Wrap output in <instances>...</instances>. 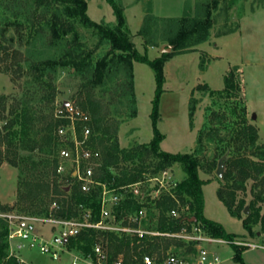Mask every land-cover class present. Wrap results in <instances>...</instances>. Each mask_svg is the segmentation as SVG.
<instances>
[{"label":"trees","instance_id":"trees-1","mask_svg":"<svg viewBox=\"0 0 264 264\" xmlns=\"http://www.w3.org/2000/svg\"><path fill=\"white\" fill-rule=\"evenodd\" d=\"M105 1L112 9L114 23H97L91 20L86 12L85 0H0L2 12L11 11V19H2L4 23L0 29V58L4 61L13 58L16 65L12 71L11 66H5L3 72L12 73L11 80L14 82L22 76L27 77L25 93L20 98H12L8 107L7 97L0 96V109L7 110V117L0 127V164L6 161L17 170L14 208L29 216H47L49 206L57 201L60 205L57 212L59 216L79 217L83 209H89L92 221L99 218L101 187L95 186L90 191L83 192L80 183L74 181L71 174L65 178L68 182L64 185L59 182L62 178L56 173L60 162L59 152L62 148H70V145L57 135L58 128L67 125V121L55 117L53 113L56 95L54 81L57 70L69 68L80 76L83 80L82 87L87 89L86 99L80 107L89 112L90 118L85 124L77 123L76 130L80 140L83 126L91 130L84 146L98 153V165L93 169L94 181L108 188L120 189L144 180V176L155 177L163 170L178 166L184 177L170 189L173 196L161 194L158 199L146 204L148 218L143 226L161 233H175L184 224L200 223L208 236L233 242L238 238L236 235L227 233L221 224L203 215L202 186L207 182L199 177L200 162L197 153H168L160 149L164 135L156 125L159 120V100L163 92V66L172 54L162 53L152 60L148 59L146 53L140 55L131 40L120 1ZM217 2L218 0H211L214 6ZM210 15L208 10L203 15L197 11L188 20L180 22V29L167 36L170 48L180 51L207 41L211 28ZM11 26L19 39L21 31H25V43H32V46L46 32L51 45H62V54L57 58L49 57L40 62L22 64L20 59L14 58L22 55L13 48L12 37L5 39L3 33L5 28ZM79 28L95 36L96 44L92 49L86 48ZM7 42L10 43V48ZM103 44L108 46L107 51L94 56L95 51ZM133 62L146 64L153 71L155 89L149 115L152 138L147 143L121 148L117 139V122L107 119L102 103L91 99L88 90L102 83L111 72L122 70L127 82L128 98L134 104ZM233 78L230 72L224 76L222 90H209L214 106L219 104L222 107V104L220 101L215 102L213 98L222 100L226 108L229 99H238L239 86ZM228 110L235 117V122L224 123L223 110L219 112L207 109L206 120L196 143L201 148L204 142H214L217 158L226 156L227 170L223 177L228 183L217 189L218 200L229 215L236 219H240L241 212L244 213L247 208L248 213L241 222L247 234L254 236V224L260 223L261 233L264 232V213L260 215L261 205H264V144L256 143V129L247 123L245 104L240 99ZM131 115L134 116L135 112ZM191 116L192 111L190 118ZM225 124H230V127ZM222 128H228V133L221 135ZM248 181L254 182L251 188L254 194L253 199L245 204L244 199L237 200L236 192L244 191ZM256 188L259 191L255 193ZM141 206L136 198L128 194L115 207L114 214L119 218L125 212L136 211ZM174 208L180 214L177 218L169 215V211ZM180 208L185 210L181 211ZM7 211L9 208L0 203V213ZM7 233V223L0 218V264H17L14 257H8ZM96 242L106 248L110 261L122 253L125 264H135L133 257L139 258L142 254L161 258L167 253L185 257L188 253L196 252L193 243L175 238L144 236L138 239L94 229L84 230L77 238L70 239L68 248L87 253ZM229 246L233 253L232 260L237 264H246L242 258L246 247L232 243Z\"/></svg>","mask_w":264,"mask_h":264},{"label":"rangeland","instance_id":"rangeland-1","mask_svg":"<svg viewBox=\"0 0 264 264\" xmlns=\"http://www.w3.org/2000/svg\"><path fill=\"white\" fill-rule=\"evenodd\" d=\"M85 1L86 12L91 20L97 23L115 22L112 9L105 0ZM119 1L124 8L126 24L134 47L140 55L146 53L151 60L162 54L160 52L162 46L170 47L167 36L180 29V22L188 20L197 11L202 15L206 10L210 11L211 28L207 41L185 50L178 51L170 48V51L166 52L172 56L163 66V92L159 100V120L156 125L160 133L164 135L160 149L168 153H197L196 156L200 162L199 177L207 182L202 186L203 215L221 224L227 233L236 235L238 238L235 240L244 241L250 245L245 248L246 252L242 253L244 262L264 264V232L261 233L260 223L252 226V231L256 235L249 236L241 222L247 214L241 212L240 219L233 218L218 200L217 189L228 183L223 177L227 170L226 159L220 177L216 175V169L219 161L226 156L217 158L214 142H204L201 148L196 143L198 133L206 120L207 109L219 112L223 110L224 123H232L236 120L228 109L234 107L236 101L240 99L245 104L247 123L256 129V143L264 144V0H218L215 6L211 0ZM2 10L0 6V29L4 23L2 19L5 17L11 19V11L4 13ZM78 30L86 48L92 49L96 44L95 36L82 28ZM238 30L240 35L237 34ZM3 33L5 39L12 37L13 48L22 55V57L14 58L20 59L24 65L40 62L49 57L57 58L63 52L61 44L49 43L46 32L42 34L41 40L40 38L36 40L33 46L32 43H25V31H21V39L18 38L12 26L5 28ZM7 44L10 48V43L7 42ZM107 49L106 44L101 45L94 56L104 54ZM13 61H15L13 58L7 61L0 58V96L7 97V107L12 98L22 97L27 81V77L22 76L14 82L11 80L12 73L3 72L5 66H11V71L15 68ZM230 72L234 76V82L238 83L239 97L229 99L228 108L223 106L222 100L213 98L215 102L220 101L222 104V107L219 104L214 106L212 98L209 97V90H222L224 76L229 75ZM132 80L134 104L128 98L127 82L122 70L111 72L105 76L102 83L88 90V96L91 99L102 103L107 119L117 122V139L121 148L137 143H147L152 138L149 115L155 89L153 71L146 64L133 62ZM82 83L80 76L69 68L57 70L54 81L56 89L53 103L54 114L57 106L67 103L90 118L89 112L80 107L87 96V89L82 87ZM133 111L134 116L131 115ZM5 117H7V110L0 109V127ZM225 125L230 127V124ZM228 131V128H222L220 134L225 135ZM63 166L64 170L58 174L59 178H62L59 182L66 185L68 181L65 178L71 174L72 164L70 161H65ZM168 171L176 181L184 177L183 171L178 166H173ZM144 177L148 178V176ZM253 184V181L246 182L245 190L236 192L237 200L244 199L245 204H248L253 199L254 192H251ZM146 185L152 187L153 183L145 184L143 190ZM254 191L256 193L259 189L256 188ZM16 195L17 170L3 161L0 164V203L9 208V211L5 213H20L14 208ZM263 213L264 205H261L260 215ZM36 229L41 230L38 225ZM204 247L211 254L210 260L217 256L218 264H226L225 261L232 254L231 247L226 244L213 243ZM20 253L29 264H70L71 260L70 257L62 255L59 261H53L40 255L35 248H23ZM185 257L190 264H195L197 252L188 253Z\"/></svg>","mask_w":264,"mask_h":264},{"label":"built area","instance_id":"built-area-1","mask_svg":"<svg viewBox=\"0 0 264 264\" xmlns=\"http://www.w3.org/2000/svg\"><path fill=\"white\" fill-rule=\"evenodd\" d=\"M55 117L67 121V125L58 128L57 135L70 145V148L60 150V162L56 173L61 174L64 170L63 163L70 161L72 164L71 177L80 183L81 191L88 192L95 186L101 187L99 218L97 221H92L89 209H83L79 217L59 216L57 212L60 205L57 201L51 203L47 216L37 217L14 212L0 213V218L5 220L8 227V257H14L17 264H28L20 256V250L23 248H35L40 255L53 261H59L62 255H66L71 259L70 264H125L122 253L117 254L110 261L108 251L99 242H96L87 253L70 250L68 248L69 240L77 238L82 231L88 229L113 232L129 238L163 236L193 243L197 252L195 264H216L218 262L217 256L210 260L211 254L206 251L204 245L213 243L230 245L232 243L238 246H250L244 241L229 242L212 238L205 234L200 223L184 224L175 233H161L145 228L143 223L147 222L148 218V210L145 205L158 199L161 194L173 196L170 189L176 186L177 181L171 177L168 169L161 171L155 177L145 178L120 189L108 188L104 184L97 183L93 179V169L98 165V153L84 146L90 129L87 126L82 127L81 140L78 138L76 130V124L87 123L89 117L71 104L57 106ZM149 183H153V186L146 185L143 190L144 185ZM128 194L136 198L142 206L136 211L125 212L117 218L114 209ZM180 209L181 211L185 210ZM169 215L176 218L180 216L176 208L170 210ZM37 225L41 230L36 229ZM133 261L135 264H190L186 257L170 253L161 258L156 255L142 254L139 258L134 256Z\"/></svg>","mask_w":264,"mask_h":264},{"label":"water","instance_id":"water-1","mask_svg":"<svg viewBox=\"0 0 264 264\" xmlns=\"http://www.w3.org/2000/svg\"><path fill=\"white\" fill-rule=\"evenodd\" d=\"M168 51H170V47L165 48L164 46H162V47L160 48V52H161V53H166V52H168ZM66 104H67V103H65V105H66ZM253 118H254V117H253ZM224 160H225V157H223V158L219 161V163H218V166H217V169H216V175H217L218 177H220V176L222 175V171H223V167H224ZM244 213H245V214L248 213V209H247V208H245Z\"/></svg>","mask_w":264,"mask_h":264},{"label":"crops","instance_id":"crops-1","mask_svg":"<svg viewBox=\"0 0 264 264\" xmlns=\"http://www.w3.org/2000/svg\"><path fill=\"white\" fill-rule=\"evenodd\" d=\"M238 27H239V25H238ZM237 34H239L240 35V32H239V30H238V33ZM215 47L217 48V45H215ZM212 57H216V56H212ZM204 209V208H203ZM246 251H243L242 253H245ZM233 254V253H232ZM232 254H231V256H229V258H228V260L227 261H225V263L226 264H237V263H235L233 260H232ZM20 256H21V253H20ZM21 258H22V256H21ZM23 259V258H22ZM26 261V260H25ZM27 262V261H26ZM28 263V262H27ZM219 263V261L216 263V264H218ZM246 263V262H245ZM29 264V263H28ZM221 264V263H220ZM246 264H249V263H246Z\"/></svg>","mask_w":264,"mask_h":264}]
</instances>
